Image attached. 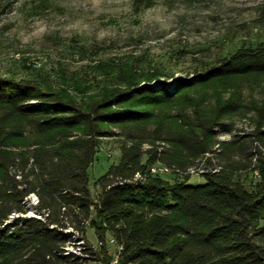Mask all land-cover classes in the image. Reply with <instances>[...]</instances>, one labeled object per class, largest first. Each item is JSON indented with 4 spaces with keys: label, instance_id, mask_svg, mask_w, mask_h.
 Here are the masks:
<instances>
[{
    "label": "trees",
    "instance_id": "16d2710c",
    "mask_svg": "<svg viewBox=\"0 0 264 264\" xmlns=\"http://www.w3.org/2000/svg\"><path fill=\"white\" fill-rule=\"evenodd\" d=\"M256 76H264V39L243 42L196 81L133 74L101 97L0 76V264H112L110 239L123 246L118 264H264V105L252 108L253 130L229 142L219 136L236 131L226 119L247 107L238 99L210 117L162 115L192 89ZM112 137L124 139L120 161L95 183V198L89 170ZM217 146L225 152L214 166ZM204 159L206 183L189 185L186 172ZM157 164L174 170V182L151 173ZM254 170V189L236 178ZM31 194L43 218L27 216ZM89 224L101 250L64 256L69 226L85 234Z\"/></svg>",
    "mask_w": 264,
    "mask_h": 264
},
{
    "label": "rangeland",
    "instance_id": "374dc122",
    "mask_svg": "<svg viewBox=\"0 0 264 264\" xmlns=\"http://www.w3.org/2000/svg\"><path fill=\"white\" fill-rule=\"evenodd\" d=\"M262 39L264 0H0V76L48 83L80 98L101 97L124 87L123 79L133 74L142 81L166 80L171 86L179 79L196 81L198 74L243 42ZM237 99L247 107L226 119L234 122L236 131L219 140H240L254 128L253 106L264 105V76L192 89L162 115H194L199 110L210 117L217 105ZM123 141L112 137L100 143L89 170L95 198V183L119 163ZM216 149L222 155H211L214 166L225 152L223 147ZM246 154L250 151L238 152L234 159L244 161ZM194 168L186 172L191 174L189 185H204L207 160ZM152 169L170 182L178 176ZM236 178L250 189L260 182L257 170ZM66 232L73 233L66 244L79 257L90 249L101 250V239L90 224L85 234L71 226ZM107 243L116 252L111 239Z\"/></svg>",
    "mask_w": 264,
    "mask_h": 264
},
{
    "label": "built area",
    "instance_id": "2783aa9c",
    "mask_svg": "<svg viewBox=\"0 0 264 264\" xmlns=\"http://www.w3.org/2000/svg\"><path fill=\"white\" fill-rule=\"evenodd\" d=\"M153 171H161L162 173H166V172H173L174 170H170L169 168H165V166H161V168H153ZM27 216L43 218V216L37 212H28ZM112 243L116 247V255H115V258H114L112 264H118V262L120 260L121 251L123 250V246L117 244V242L114 240H112ZM64 250H66V252H68L69 254H78L74 250H71V248L68 245L64 247ZM79 251H82L81 248L79 249Z\"/></svg>",
    "mask_w": 264,
    "mask_h": 264
},
{
    "label": "bare ground",
    "instance_id": "6f19581e",
    "mask_svg": "<svg viewBox=\"0 0 264 264\" xmlns=\"http://www.w3.org/2000/svg\"><path fill=\"white\" fill-rule=\"evenodd\" d=\"M165 168H169L167 166H165ZM170 169V168H169ZM195 169V168H194ZM153 170V169H152ZM172 170V169H170ZM192 171V170H191ZM153 172H158V171H153ZM161 172V171H160ZM194 172V171H192ZM197 172V171H196ZM166 173H170V172H166ZM137 178H140V175H137ZM39 197L36 194H31L25 201V204L27 206V209H29V212H36L35 208L39 205ZM42 215V214H41ZM43 216V215H42ZM13 218V217H12ZM76 238V237H75ZM77 239V238H76ZM79 239V238H78ZM72 243V242H71ZM77 243V242H76ZM67 245V244H66ZM79 254H69L68 252H66V250H64V256L66 257H70V256H78Z\"/></svg>",
    "mask_w": 264,
    "mask_h": 264
}]
</instances>
